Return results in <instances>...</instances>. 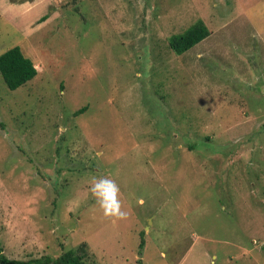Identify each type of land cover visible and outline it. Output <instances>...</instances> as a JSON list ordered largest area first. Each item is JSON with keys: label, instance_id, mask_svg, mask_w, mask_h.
<instances>
[{"label": "rangeland", "instance_id": "rangeland-1", "mask_svg": "<svg viewBox=\"0 0 264 264\" xmlns=\"http://www.w3.org/2000/svg\"><path fill=\"white\" fill-rule=\"evenodd\" d=\"M200 19L210 35L176 54ZM14 46L38 74L12 90L0 73L9 259L85 243L91 264H264V0H0V55Z\"/></svg>", "mask_w": 264, "mask_h": 264}, {"label": "trees", "instance_id": "trees-1", "mask_svg": "<svg viewBox=\"0 0 264 264\" xmlns=\"http://www.w3.org/2000/svg\"><path fill=\"white\" fill-rule=\"evenodd\" d=\"M47 19L43 16L41 21ZM210 30L203 20H199L186 31L173 34L169 46L176 54H183L210 35ZM0 73L7 86L14 90L32 80L38 74L34 61L28 57L20 46H14L0 55ZM83 111V109L81 110ZM141 248L144 240L141 242ZM89 251L85 243L71 248L57 257L45 256L27 261L9 259L0 244V264H91L88 262Z\"/></svg>", "mask_w": 264, "mask_h": 264}, {"label": "clouds", "instance_id": "clouds-1", "mask_svg": "<svg viewBox=\"0 0 264 264\" xmlns=\"http://www.w3.org/2000/svg\"><path fill=\"white\" fill-rule=\"evenodd\" d=\"M90 191L105 217L126 219L128 213L123 209L121 189L115 180L108 177L93 178Z\"/></svg>", "mask_w": 264, "mask_h": 264}, {"label": "crops", "instance_id": "crops-1", "mask_svg": "<svg viewBox=\"0 0 264 264\" xmlns=\"http://www.w3.org/2000/svg\"><path fill=\"white\" fill-rule=\"evenodd\" d=\"M36 66V65H35Z\"/></svg>", "mask_w": 264, "mask_h": 264}]
</instances>
